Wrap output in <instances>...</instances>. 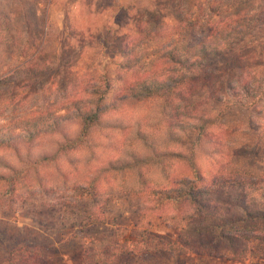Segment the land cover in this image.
Segmentation results:
<instances>
[{"label":"trees","instance_id":"16d2710c","mask_svg":"<svg viewBox=\"0 0 264 264\" xmlns=\"http://www.w3.org/2000/svg\"><path fill=\"white\" fill-rule=\"evenodd\" d=\"M253 1L204 0L201 7L193 4L197 13L190 14V22L182 18L170 25L148 27L143 21L138 26L135 20V38L140 41L133 46L126 41L121 46L123 58L116 64L114 75L104 73L99 84L85 86V92L93 93L92 100L68 117L61 115V120L70 122L67 128L61 120H54L50 133L59 136L48 153L35 156L32 169L36 171V165L59 158L72 162L71 154L89 147L90 137L99 130L131 129L132 135L119 155L91 169L78 188L80 196L97 203L103 188L112 183L142 186L154 173L159 174L160 179L149 188L154 201L190 210L170 216L177 228L174 241L152 233L150 220H146L132 230L134 242L139 241L145 250L170 252L178 241L200 255L215 254L233 260L250 254L264 255V128L253 123L248 130L233 128L231 135L236 140L231 139L234 146L229 148L226 138L230 136L218 134L221 117L213 106L222 95L218 74L228 71L226 67L218 68L214 58L231 69L249 70L244 61L252 55L255 45L251 42L250 48L248 37L264 21V4L256 12L249 8ZM180 30L187 35L174 36ZM42 33L41 21L31 52L24 54L26 62L40 52ZM149 45L151 48L142 56V47L147 50ZM32 71L36 74V70ZM234 83L226 87L238 97L235 103L243 105L235 92H249L255 84L245 78H236ZM260 92L264 94V87ZM3 94L4 90H0V101ZM144 104L153 105L150 120H123L122 111ZM182 131L189 133L188 141L180 135ZM33 137L31 133L28 141ZM18 140H23L21 133L0 136V146L12 148L18 155ZM176 145L180 148H174ZM31 154L27 148L29 162ZM202 154L209 156L216 167L204 170L198 160ZM173 162L183 163L187 173L174 177ZM24 164L17 166L0 157V194L8 206L16 194L29 186V169H24ZM34 179L40 184L38 177ZM91 217L106 220L103 211ZM117 231L119 228L114 234ZM134 251L107 237L90 238L82 243V262L126 264L124 257ZM6 264H45V260L41 248L22 246L10 251Z\"/></svg>","mask_w":264,"mask_h":264},{"label":"rangeland","instance_id":"374dc122","mask_svg":"<svg viewBox=\"0 0 264 264\" xmlns=\"http://www.w3.org/2000/svg\"><path fill=\"white\" fill-rule=\"evenodd\" d=\"M202 3L204 0H0V90H4L0 101V136L21 133L23 137L17 142L18 155L12 148L0 146V157L21 166L27 161V148L32 152L30 162L23 165L29 169L26 176L29 186L16 194L9 206L0 194V264H6L14 248L32 245L41 248L45 264H83V241L102 237L135 248L124 257L126 264H264V255L250 254L233 260L215 254L200 255L178 241L170 252L145 250L139 241L134 242L132 230L146 220H150L152 233L174 241L177 228L170 216L190 210L187 206L179 208L154 201L149 188L154 186V180L160 179L159 174L154 173L142 186L122 181L112 183L103 188L97 203L78 194L92 168L119 155L132 135L131 129L99 130L90 137L89 147L71 154L72 162L59 158L36 165V171L32 169L35 156L48 153L59 136L50 133L54 120L76 113L92 100L93 93L85 92V86L99 84L104 73L114 75L116 64L123 58L121 46L126 41L131 46L140 41L135 38L138 34L134 30L135 20L138 26L143 21L148 27L170 25L182 18L190 22L191 15L197 13L193 4L201 7ZM262 4L263 0H255L249 8L257 12ZM41 21L43 45L28 63L24 54L31 52ZM183 34L187 32L180 30L174 36L184 37ZM248 38L250 48L255 45L251 48L252 55L244 61L248 71L231 69L223 61L213 60L218 68L228 70L218 74V90L222 95L213 106L221 117L218 134L230 136L226 138L229 148L234 146L232 140H236L231 135L233 128L248 130L251 123L264 128V94L260 92L264 87V21ZM150 48V45L147 50L142 47V56ZM236 78L255 84L249 92H235L243 105L235 103L238 97L226 87L228 83L236 84ZM152 110L150 104L132 105L122 111V118L131 123L138 118L150 120ZM61 122L65 128L70 123ZM31 133L35 137L28 141ZM180 135L189 140L186 131ZM198 160L204 170L216 167L205 154ZM252 166L248 167L250 171ZM172 169L174 177L187 173L181 162H173ZM35 177L40 184L35 183ZM101 211L106 220H93L92 214ZM115 228H119L116 234Z\"/></svg>","mask_w":264,"mask_h":264}]
</instances>
